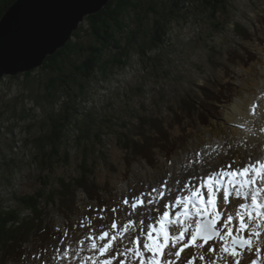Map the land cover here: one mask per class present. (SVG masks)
Here are the masks:
<instances>
[{
	"label": "rangeland",
	"instance_id": "1",
	"mask_svg": "<svg viewBox=\"0 0 264 264\" xmlns=\"http://www.w3.org/2000/svg\"><path fill=\"white\" fill-rule=\"evenodd\" d=\"M231 3L229 13L219 15L223 30H217L216 25L203 21L207 18L175 25L170 35L171 45L162 54L163 60L155 73H143L135 57L134 68L120 71L113 82L100 84L88 105L107 117L114 127L117 126V132L112 130L104 134L101 148L103 155L97 157L96 162L91 156L88 166L94 172L90 179L95 178L97 182L95 191H100L106 200L105 205L99 207L95 200L87 196L88 193L76 190L78 209L74 207V213L71 214L69 211L73 207L67 210L62 206L65 204L63 200L70 199L69 192L61 190L63 194H67L66 198L57 199L46 210L43 205L41 213L44 216L40 221L37 220L39 217L24 211L20 215L21 225H7L6 236L4 239L0 237V264H102L111 252L101 256L99 247L111 235L122 233L123 225L128 224L129 220L134 219L136 224L141 219L147 221V217L155 220L153 210L157 202L163 200L159 199L157 192H152L153 188L159 189L167 180L168 185L178 193L177 186L190 184L191 179L199 177L197 175L206 174L212 171L211 168L214 170L220 165L212 166L214 158L211 156L219 153L216 151L221 141L230 145L233 140L239 146L241 134L245 132L237 130L234 133V127L228 118L234 113L237 103H243L244 109L248 105L252 108L255 101L264 94V0H232ZM233 21L235 25H240L239 29L233 28ZM0 86V114L3 115H0V152L8 156L9 160L15 158L20 167L13 171L14 189L7 194L6 191L1 192L3 198L12 200L13 194L28 196L43 190L45 194L52 187H63L66 183L63 180L77 179L80 176L82 155L76 150L71 155L69 165H57L54 174L49 170L43 171L37 165L35 156L38 152L33 141L41 135L45 111L41 107L35 108V95L29 94L30 91L25 89L23 79L12 81L6 78L5 84ZM217 90H222V93ZM122 93L127 94L123 102L118 98V94ZM23 108H33V115L26 113L28 115H25L24 120L19 119ZM141 117L143 121L139 124ZM124 122L129 123L126 129L122 126ZM125 130L128 134L133 133V137L136 130L144 132L138 133L143 135L137 143V150H134L136 147L126 153L122 150L119 136ZM148 136L159 139L158 143L156 140L148 141ZM146 149H150V156L133 161L135 152ZM225 150L230 153L229 149ZM197 153H200L198 157ZM261 158L264 156H260ZM197 159L200 161L198 169L183 175L188 165L197 164ZM230 159L227 157L222 164L225 165V161L229 162ZM251 159L244 156V162ZM2 161L0 160V174L10 177L2 167ZM204 161H210L211 164ZM237 163L236 159L229 162L234 167ZM236 167L242 165L238 164ZM182 169L184 170L181 172ZM135 198H143L145 205L133 210L130 205ZM125 199L129 204L123 203ZM149 199L156 203H147ZM11 200L8 203L15 206V201ZM113 209L116 211L113 212ZM41 222L44 227H48L49 232L60 233L58 239L51 237L52 239L43 241L47 245L40 249V244L36 243L37 236H34L27 243L22 242L21 254H16L20 252L17 249L20 240L12 239L15 231L25 230L28 223L31 224L28 229L41 228ZM113 222L118 225L117 229L111 228ZM136 224L129 225L131 234L138 233ZM170 228L174 229L173 226ZM104 231L109 232V237L101 241L99 237ZM123 236V240L118 238L113 242L120 251L124 250V245L132 246L127 239L128 234L124 233ZM93 243L97 245L96 249H93ZM209 243L220 247L223 241ZM263 245L261 239L256 240L255 248L261 249ZM188 249L190 252L187 258L192 254H196L198 258L203 250L195 247ZM215 252H204L205 260L201 264L219 260L217 255H212ZM244 252H248L247 249ZM224 255L227 254H222ZM37 256L39 258H34ZM249 256L243 254L242 264L252 258ZM263 259L260 257L262 264ZM113 264H116L115 260Z\"/></svg>",
	"mask_w": 264,
	"mask_h": 264
},
{
	"label": "trees",
	"instance_id": "2",
	"mask_svg": "<svg viewBox=\"0 0 264 264\" xmlns=\"http://www.w3.org/2000/svg\"><path fill=\"white\" fill-rule=\"evenodd\" d=\"M15 1L0 0V19ZM231 2L232 0H111L99 13L86 17L79 29L73 33L71 41L55 55L49 56L42 67L0 80V85H3L6 78L12 81H20L22 78L25 89L30 91L29 94L35 95V108L41 107L45 111L41 135L33 141V146L38 152L35 161L43 171L49 170L54 174L57 165H69L75 150L82 155L80 176L77 179L63 180L66 181L65 184L62 181L63 187H52L45 194V190L28 196L13 194L14 197L10 200L16 204L11 206L8 203L10 200L4 199L1 192L11 193L14 189V168L20 167L15 158L9 160L8 156L0 152L2 167L10 176L0 174L1 239L7 234L8 224L21 225L20 215L24 211L39 217V221L43 219V205L46 210L48 206L55 204L57 199L66 198L67 194L61 192L63 189L69 192L70 199L63 200L65 204L62 206L67 210L73 207L69 211L71 214L74 213V207L76 208V190L88 193L87 196L95 200L99 207L105 205L106 200L100 191H95L98 187L95 178L90 179L94 172L89 170L88 161L91 156L94 162L97 161V157L103 153L101 148L104 134L112 130L117 132V126L114 127L108 118L94 107H89L92 94L100 84L117 79L120 71L134 68L135 57L143 73L153 74L158 71L163 60L161 56L166 52L167 46L171 45L170 35L177 24L207 18L203 21L216 25L217 30H223L219 15L229 13ZM232 25L235 30L240 27L239 24L235 25L234 21ZM217 91L222 93V90ZM124 93L118 94L121 102L127 95ZM26 113L33 115L34 109L23 108L19 119L24 120L25 115H28ZM0 115L3 116L2 113ZM142 121V117L139 118V124ZM128 124L124 122L122 126L126 129ZM138 133L144 134L143 131L137 130L135 137L132 136L133 133L128 134L127 130L120 133L119 145L125 153L135 147L134 150L138 149L137 143L143 135ZM147 139L156 140L157 143L159 140L151 136ZM135 154L133 161L151 155L150 149L141 152L138 150ZM132 165L133 162L130 167ZM89 182L91 184H88ZM92 187L93 189H90ZM29 225L31 226L28 223L25 230L15 231L13 234L12 239L20 240V244H17L20 252H15L16 254H21V243H27L34 236H37L35 239L36 243L40 244L39 247H45L47 242L43 241L59 234L57 231L49 232L42 222L41 228L28 229Z\"/></svg>",
	"mask_w": 264,
	"mask_h": 264
},
{
	"label": "snow or ice",
	"instance_id": "3",
	"mask_svg": "<svg viewBox=\"0 0 264 264\" xmlns=\"http://www.w3.org/2000/svg\"><path fill=\"white\" fill-rule=\"evenodd\" d=\"M257 107L260 106L253 105L251 109L253 116L257 114ZM199 155L200 153L196 154L197 157ZM195 162L200 163L199 159ZM204 162L209 165L211 163ZM233 164L197 177L196 184L181 186L180 195L174 187L168 185L167 180L159 189L153 188L152 192H157L159 199L164 201L153 210L157 214L155 220L149 217L147 225L143 219L139 220L138 224L129 221L123 225L122 233L111 235L108 241L99 247L101 256L111 252L102 264H113V260H117L118 264H180L181 254L190 246L199 250L205 249L207 245L206 252H215V245L209 243L210 241H223L217 253L218 259L223 258L222 254H227L232 257L233 264H240L244 250L247 249L251 253L256 240L264 236V232L259 230L264 229V159L246 163L243 167L234 168ZM166 196L169 199H166ZM123 203L129 204V201L125 199ZM147 203L156 202L149 199ZM229 204L230 209L227 207ZM144 205L143 198H135L130 207L135 210ZM112 211L115 212L116 209ZM258 217L261 222L255 223ZM131 224H136L140 230L139 234L130 233ZM173 225L180 226L176 232L169 230ZM117 227L115 222L111 224L112 229ZM124 233L128 234L127 239L132 246L124 245V250L120 251L113 242L118 238L123 240ZM186 234L190 237L187 242ZM108 237L109 232L104 231L99 239L104 241ZM92 247L96 249L97 245L93 243ZM255 255L257 259L252 260L251 264H262L260 248H256ZM199 259L204 261V254H200ZM195 260L196 257L192 256L188 264ZM212 264H216V261L213 260Z\"/></svg>",
	"mask_w": 264,
	"mask_h": 264
},
{
	"label": "water",
	"instance_id": "4",
	"mask_svg": "<svg viewBox=\"0 0 264 264\" xmlns=\"http://www.w3.org/2000/svg\"><path fill=\"white\" fill-rule=\"evenodd\" d=\"M111 0H16L0 19V80L42 67Z\"/></svg>",
	"mask_w": 264,
	"mask_h": 264
},
{
	"label": "bare ground",
	"instance_id": "5",
	"mask_svg": "<svg viewBox=\"0 0 264 264\" xmlns=\"http://www.w3.org/2000/svg\"><path fill=\"white\" fill-rule=\"evenodd\" d=\"M253 105H259L260 106V107H257V110H256L257 114L255 116H253L251 114V112H249L252 109L250 107V105L246 106L245 109L243 107V103H237L235 105L234 111H233L234 113L229 116L228 120L230 121V123L234 127L233 128L234 129V133H237V130L245 132V133L241 134V136H242V139H241L242 140L241 141L242 144H241V142L239 144V146L241 148L238 145H236V143L233 140H232V143L230 145H227L224 141L223 142L221 141L220 144H218L219 148L216 151V152L219 151V153L211 156L212 158H214L213 161H212V166L216 165V164H220V165L217 166L216 168H214V170H213V168H211L212 171H208L206 174L217 170L218 167L219 168H226L228 160L225 161V167H222L223 166L222 162L227 157L231 158L229 160V162L232 163V159H236L239 162V163H237V165L241 164L242 167H243L246 164V162L249 163V162L255 161L257 159H260V156H262V155L264 156V149H262L264 147V139H262L263 136H264V114H262V109H264V94L261 96V98L257 99L255 101V104H253ZM236 118H237V120H236ZM222 146H223V148H222ZM246 146H247V148H246ZM225 149H227V150L229 149L230 153H226L227 151ZM240 151H241V153H239ZM204 155L207 156V153H205ZM229 155H231V156H229ZM237 156H238V158H236ZM244 156H246L247 158L251 157L252 160L244 162ZM198 167H199L198 163L195 164L194 166L188 165L185 168V170L182 169L181 172L184 170L183 171V175H188L190 172L194 171L195 169H198ZM206 174L197 175V176L203 177ZM188 178H190V176ZM196 178L191 179L190 184H196L198 182ZM182 185L183 184H180L179 186L176 185L177 186L176 188H179V191L177 190L178 191L177 194H179V195L182 194L181 193V186ZM166 199H169V197H166ZM163 203H164V201H158L156 206H155V208L159 207L160 206L159 204H163ZM218 206H219V201H218ZM153 207L154 206H152V208ZM228 208L229 209L231 208L230 204L228 205ZM163 210L164 209H161V211H163ZM153 214L157 215L154 211H153ZM129 221H134V219L133 220H129ZM148 223H149V219L147 217V221H145V225L148 224ZM156 226L158 227V224ZM173 227H174V229L170 228V229H172V231L169 229L170 232H176L179 229L180 226L179 225H173ZM261 230L263 231L264 229H261ZM139 231H138V233L136 232V233H133L132 235L139 234ZM234 231H235V229H234ZM263 238H264V236L261 237V243H264V239ZM189 239H190V237L186 234L185 235V242H187ZM214 245H215V248H216V252L213 253L212 255H217V253H219L218 250L220 249V247L218 245H216V244H214ZM177 247L179 248V246H177ZM217 247H219L218 250H217ZM189 248H191V247H189ZM165 251L167 252V250H165ZM189 252H190L189 249H185V251L181 254V262L183 261V264H188V261L191 259L192 256H195V257L197 256L196 254H192L191 256H189L187 258V254ZM202 252L200 254H204V252H206L205 249H203ZM255 252H256V248L255 247H254V251L251 252V253L244 252L245 254H248V255L252 256V258L249 259V261L247 260L248 262L246 264H248V263L251 264L252 260L257 259L256 255H255ZM207 253H209V252H207ZM263 253H264V245L261 248V260L263 259ZM148 255H150V254H148ZM130 256H131V254H130ZM224 256L226 257V259L222 258V260L221 259L216 260V264H225V262H228L229 264H231L233 262L232 257H230L228 255H224ZM243 261H244V257L241 259L240 264H242ZM115 263L118 264V261L115 260ZM209 263L212 264V260L206 261L203 264H209ZM192 264H201V260L199 259V257L198 258L196 257V260L193 261Z\"/></svg>",
	"mask_w": 264,
	"mask_h": 264
}]
</instances>
